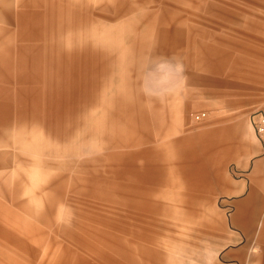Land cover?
I'll return each instance as SVG.
<instances>
[{"label":"rangeland","instance_id":"obj_1","mask_svg":"<svg viewBox=\"0 0 264 264\" xmlns=\"http://www.w3.org/2000/svg\"><path fill=\"white\" fill-rule=\"evenodd\" d=\"M260 111L264 0H0V264H264Z\"/></svg>","mask_w":264,"mask_h":264},{"label":"crops","instance_id":"obj_2","mask_svg":"<svg viewBox=\"0 0 264 264\" xmlns=\"http://www.w3.org/2000/svg\"><path fill=\"white\" fill-rule=\"evenodd\" d=\"M146 114L147 112L144 108H142V115L145 117ZM253 199L254 202L252 213H247L245 214V216H243L240 215V211L236 215H234L233 220L236 222H240L243 228L246 230H254L255 228H257L260 234H264V213L261 216L259 213V210L264 205V195H256L253 197Z\"/></svg>","mask_w":264,"mask_h":264},{"label":"built area","instance_id":"obj_3","mask_svg":"<svg viewBox=\"0 0 264 264\" xmlns=\"http://www.w3.org/2000/svg\"><path fill=\"white\" fill-rule=\"evenodd\" d=\"M207 113L201 112L195 115V119L197 120H203L206 118ZM251 124L253 126V129L256 133V136L259 137L260 141L264 143V112L260 111L257 113H254L251 117Z\"/></svg>","mask_w":264,"mask_h":264}]
</instances>
